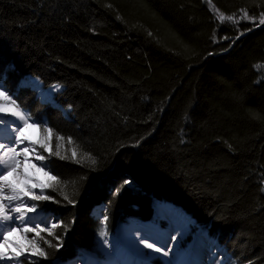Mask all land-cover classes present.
<instances>
[{"label": "trees", "instance_id": "1", "mask_svg": "<svg viewBox=\"0 0 264 264\" xmlns=\"http://www.w3.org/2000/svg\"><path fill=\"white\" fill-rule=\"evenodd\" d=\"M261 19L264 0H0V76L53 129L42 134L57 182L43 204L63 246L41 233L50 259L32 261L74 258L101 224L151 220L162 201L235 264H264ZM27 74L64 87L55 100L68 116L19 86Z\"/></svg>", "mask_w": 264, "mask_h": 264}, {"label": "snow or ice", "instance_id": "2", "mask_svg": "<svg viewBox=\"0 0 264 264\" xmlns=\"http://www.w3.org/2000/svg\"><path fill=\"white\" fill-rule=\"evenodd\" d=\"M227 19L232 20L233 18L229 16ZM220 20H225L223 14L220 15ZM260 23L264 24V19H261ZM15 95L7 87L6 78L0 76V101H4L0 102V113H6L15 118L6 119L5 116L0 115V125L3 126L4 132V135L0 137L4 141L0 142V261H8L10 264H22L20 258H28L29 254L41 259H50L47 250L36 239H29L28 233L35 232L36 236L39 237L40 233L47 230L48 236H54L57 241L53 244L50 240L45 239L44 243L47 244L48 248L59 250L63 245L60 242L61 237L48 230L46 220L29 216V213L39 212V205L29 203V201L53 199L45 194V189L53 187V182H57V176L51 174L54 169L43 163L47 159L44 155H35V160L42 162L40 166L32 161V154L37 152V145L39 148L48 150V144L45 142L43 134H41L39 141L33 142L28 139L26 132L30 128H36L42 133L47 132L51 137L53 129L47 127L46 122L43 120H32L26 109H23L17 103L18 97L11 99ZM9 125L12 126L10 132H8ZM41 125H45V127L41 129ZM55 139L60 141L63 140V137L57 135ZM68 142L72 143L71 138ZM72 155L75 158L77 153L73 151ZM50 156H58L60 159L66 158L60 156L58 151H51ZM87 158L92 165H95L96 160L90 154ZM29 165L36 172H43L47 179L41 181L36 179L34 175L29 174L25 167ZM124 183L127 184L129 181L126 180ZM37 188L40 189V194L35 191ZM117 192H119V189H117ZM64 199L69 203H74L67 194H64ZM106 220L107 217H105V222ZM42 225L44 226L42 227ZM56 227L57 225L53 222L52 228ZM16 234H20L25 243H16L9 239L10 236ZM107 235V231L102 229L100 232L101 238H105ZM41 239L43 238L41 237ZM169 239L175 242L177 237H168L166 234L162 237H154L147 233L141 234L139 245L149 251L144 252L139 247L135 249L136 253L142 257L140 264H150L152 253L169 258L164 260V264H178L174 258V253L178 251V248L168 243ZM108 243V240L104 239V244ZM9 249H12V251H9ZM30 264H37V262L31 261ZM52 264H60L59 259H53Z\"/></svg>", "mask_w": 264, "mask_h": 264}, {"label": "rangeland", "instance_id": "3", "mask_svg": "<svg viewBox=\"0 0 264 264\" xmlns=\"http://www.w3.org/2000/svg\"><path fill=\"white\" fill-rule=\"evenodd\" d=\"M23 84L24 85H28L29 84V80H26L25 82H23ZM30 85H32V84L30 83ZM34 86H36V88H39V86H37V85H34ZM52 89H53L52 95L55 94V92L59 91L58 87H53ZM45 91H40L39 92V96L41 97L40 100L42 102L53 103L54 102L52 100L53 97H46V99H45V96L43 94ZM0 102H4V101H0ZM53 105H55V104H53ZM64 113L68 116V109L66 111H64ZM0 114H4L3 116H5L6 119H12V117L9 114H6V113H0ZM31 119L34 120L32 117H31ZM9 126H11V125H9ZM41 127H45V125H41ZM30 129L34 130V133H35L34 134V138H31L32 140H30V141H33V142L39 141L42 132L40 130H37L36 128H30ZM41 129H43V128H41ZM29 131L30 130L28 129L27 132H26L27 136H28ZM43 134H47L49 136V134L47 132H43ZM47 144H48V142H47ZM48 151H49V147H48V150L46 151L43 148H39V146L37 145V152L32 154V156L35 159V155L36 154H42V155H44L47 158V152ZM21 159H23V158H21ZM35 161L37 162L36 163L37 166H40L41 163H42V162L37 161V160H35ZM43 163L48 164L47 159ZM45 170H47V169H45ZM46 179L47 178L43 175V172H41V181H45ZM37 194H40V189L39 188H38ZM45 194H46V189H45ZM43 202L44 201H34L32 203H37L39 205V211H41L40 217L48 220L47 228H48V230H51L53 232L56 229V228H52L53 222L57 226L59 225V222H58V219H54L52 217L50 212L45 210ZM156 203H158V202H156ZM91 214L93 215L94 218H96L99 221H101L102 223H104V214H103V208L102 207H96V208L94 207L92 212H91ZM43 226L44 225H42V227ZM146 228H148V229L151 228V229H153L155 231L157 230V232L161 233V234H162V231L158 230L159 228L160 229L164 228L163 229L164 232H168V233H169V231L171 229L170 226H169V223H168V221L166 219L157 218L156 216H154V220L153 221H148V222H139V221H137L135 219H128V220H126V222L118 223L117 226L115 227V229L112 232H109L104 227V225L101 224V227L99 228V231H98V233L96 235V238H95L94 245H93L92 249L82 250V251L78 252L77 256L74 257V258H70V259H67V260H59L60 264L75 263L77 261L93 262L94 260H98V261H100V263L103 260L106 263L107 262V258L105 256V254L109 253L110 250L112 251V249L116 248V246L118 245L117 244L118 242L129 241L130 236L131 237L140 236V235L137 234L136 230L145 231ZM102 229L106 230L107 233H108L107 237H105V238H101V236H100V232H101ZM42 233H48V232L46 230V231H44ZM174 233H173L172 236H176L178 238L175 242H173L174 244L172 243L174 245V247L178 248V251L176 253H174V254H178L179 257L183 256L185 259H189V261H190V253H191L192 246H193L192 241L195 240L197 237L198 238H203L206 241L210 240L211 243L215 244L214 240L212 238L210 239V237L208 238L206 236L205 232L202 229L200 230L199 227H197L194 224V222L190 223L189 227H187L184 230H178V229L174 230ZM188 235H190V237L187 238ZM28 238L37 240L36 233L35 232L28 233ZM191 238H192V240H190ZM104 239H107L109 243L108 244H104ZM23 243H25V242L22 239V243L21 244H23ZM189 243H190V245H189ZM114 245H115V247H114ZM215 249L219 251V255L221 257V262H222L220 264H233V261L230 259V257H228L226 252L223 249H221L217 244H215ZM106 251H108V252H106ZM33 258H34V256H30V254H29L28 258L21 257L20 260H21L22 264H25L27 262L32 261ZM122 258L118 259V261H120V263H123V264L124 263L125 264H140V260L139 259H133V258L126 259L124 257H122ZM158 258L159 257L153 256L152 257V261L150 262V264H164V261L161 258H159V259Z\"/></svg>", "mask_w": 264, "mask_h": 264}, {"label": "bare ground", "instance_id": "4", "mask_svg": "<svg viewBox=\"0 0 264 264\" xmlns=\"http://www.w3.org/2000/svg\"><path fill=\"white\" fill-rule=\"evenodd\" d=\"M46 91L43 93L44 96H45V99H46V95H47ZM0 115H4V114H0ZM12 119H15V118L12 117ZM11 127L12 126H8V132L11 131ZM29 130L30 131L28 133V138H29V140H32L31 138H34V134L35 133H34V130H31V129H29ZM3 135H4L3 126L0 125V137H2ZM0 142H4L3 139H0ZM21 147H23V146H21ZM21 158H23V157H21ZM32 161H33V163H37L33 156H32ZM25 167H26L27 171L29 172V174L34 175V177L36 179L41 180V172H36L34 169H32L30 167V165L29 166H25ZM35 191L38 192V188L35 189ZM32 202H34V201H29V203H32ZM153 211H154V215L157 218L166 219L168 221L169 226L171 228L169 233L168 232H164V230H163L164 228L163 229L162 228L158 229V230L162 231V234L158 233L157 230L155 231V230H153L151 228H149V229L146 228L145 231L136 230L138 235L147 233V234H150V235H152L154 237H162V236H164L166 234L168 237H171L173 235V233H174V230H176V229L184 230L187 227H189L190 223L194 222V220L190 216H188L186 213H184L179 207L174 206V205H172L170 203L158 202L156 204H153ZM40 215H41V211H39L38 213H29V216H32L35 219H44V218L40 217ZM44 220H46L47 223H48L47 219H44ZM9 239L13 240L16 243H22V238H21L20 234H16V235L10 236ZM168 243L172 244L173 241H171L169 239ZM117 244L118 245L116 246V248L112 249V251L110 250L109 253L105 254V256L107 258V262L106 263L103 260L101 261V263L98 260H94L93 262L77 261L75 263H69V264H123V263H120V261H118L119 258L124 257L126 259L133 258V259H139L140 261L142 260V257L139 256L136 253V251H135V249L137 247L142 249L144 252H148L149 251L147 249H143L142 245H139V236H136V237H131L130 236L129 241L118 242ZM192 244H193V246H192L191 253L189 252L190 253V261H189V259H185L183 256L179 257L178 254H174V258L178 262V264H220V263H222L221 262V257L219 255V251L215 249V244L211 243L210 240L206 241L203 238H198L197 237L195 240L192 241ZM189 245H190V243H189ZM114 247H115V245H114ZM9 251H12V249H9ZM106 252H108V251H106ZM151 255H152V257L153 256L159 257L163 261L165 259H169V258L162 257L159 254H155V253H152ZM0 264H10V262H8V261H0Z\"/></svg>", "mask_w": 264, "mask_h": 264}]
</instances>
